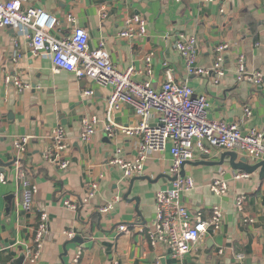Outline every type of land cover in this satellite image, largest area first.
I'll return each mask as SVG.
<instances>
[{"label":"crops","instance_id":"1","mask_svg":"<svg viewBox=\"0 0 264 264\" xmlns=\"http://www.w3.org/2000/svg\"><path fill=\"white\" fill-rule=\"evenodd\" d=\"M38 8L63 21L56 34H70L74 26L85 28L93 48L104 43L119 69L134 68V79L148 80L160 89L171 71L177 82H188L204 93L211 117L239 122L244 129L264 126V85L255 88L240 83L236 61L244 55L249 69L264 70V0H31ZM72 14L74 23L67 21ZM140 15L148 22L142 37L125 38L120 32L126 20ZM198 40L197 64L211 69L217 47L224 51V76L216 82L211 75H189L185 60L175 45L180 37ZM153 52L147 71L146 56ZM17 59V60H16ZM167 63V64H165ZM7 75L19 76L28 84L22 92L5 82ZM93 89L92 95L85 91ZM111 87L54 68L48 51L35 55L30 38L18 28L0 27V264H264V180L258 171L249 178L235 179L226 159L223 165H186V175L196 186L185 195V203L204 219L221 213L218 226L211 228L183 258L175 257L169 246L151 230L155 218V195L172 187L169 151L162 158L150 156L142 176L127 179L109 164L118 147L126 156L135 155V139L117 131H105L107 100ZM245 108L252 115L245 116ZM95 114L100 122L90 141L80 137L82 119ZM123 125H138L140 117L125 103L112 113ZM66 130L70 160L63 170L59 162L47 161L51 130ZM30 136L26 153L15 146L16 137ZM224 151L216 149L197 161L218 162ZM196 162V161H195ZM19 167L30 179L34 203L30 211L22 206ZM225 169L226 191L213 189V180ZM93 182L99 188L77 209L64 200H83ZM139 196L136 202L125 199ZM13 195L11 201L7 197ZM245 196L244 203L238 198ZM113 203L109 212L99 207ZM120 224H128L125 231ZM43 230L41 242L35 241ZM69 231L75 235L70 237ZM49 233V234H47ZM81 236V243L71 240ZM243 255L240 259L239 256Z\"/></svg>","mask_w":264,"mask_h":264},{"label":"built area","instance_id":"2","mask_svg":"<svg viewBox=\"0 0 264 264\" xmlns=\"http://www.w3.org/2000/svg\"><path fill=\"white\" fill-rule=\"evenodd\" d=\"M67 21L75 22L72 14ZM63 21L35 7L31 0H0V27L18 28L30 38V49L35 55L48 51L55 70H65L75 74L79 79H88L109 85L111 93L107 100L106 117L108 124L105 131L114 136L117 131L135 139V155L128 157L123 149L118 147L112 153L109 164L118 168L127 179L142 176L145 172L147 159L155 154L165 157L169 151L172 163L169 171L172 177V187L159 190L155 195V218L152 234L165 242L173 255L179 259L185 257L192 247L199 243L211 228L218 226L222 218L219 209L213 217L204 219L201 212H195L185 203V195L195 188L193 176H181L182 166L189 161H197L212 154L216 149L221 151H236L239 155L248 158L250 163L264 160V126H250L244 129L239 122L211 117L210 103L204 93L196 91L188 82H177L171 71H167V81L158 89L150 81L134 79V68L119 69L111 59L104 43L93 48L90 46V35L85 28L74 26L68 35L59 36ZM148 32L147 20L135 15L126 20V27L119 34L121 37H142ZM185 60L189 75H211L214 73L216 82L225 74L224 51L228 44L217 47V59L211 69L197 64L198 40L195 36L180 37L175 45ZM153 52L146 56L147 71L150 73V64ZM17 60V59H16ZM167 64V63H165ZM236 77L240 83H248L255 88L264 85V70L249 69L244 55H239L236 61ZM7 84L16 86L19 91L29 87L19 76L7 75ZM93 89L85 91L92 95ZM129 104L140 117L138 125H123L112 119L115 109L123 104ZM252 111L245 108V116L250 117ZM100 119L91 114L82 119L80 137L90 141L98 131ZM51 145L44 151L47 161H57L61 169L66 170L70 160L65 156L68 141L63 126H56L51 130ZM30 136L16 137L15 146L23 154L27 151ZM225 169L213 180V189L216 191L228 190L229 184L223 178ZM19 177L22 187V206L30 211L34 203V187L26 173L19 167ZM246 171L235 172L234 178H249ZM99 188L98 182L90 184L87 196L76 201L67 198L66 207L77 210L81 203H87ZM246 197L238 198L239 204L244 203ZM113 203L99 207L102 213L109 212ZM128 224H120L119 230L125 231ZM73 237L75 233L69 231ZM44 231L39 230L35 241L41 242ZM240 259L243 255L239 256Z\"/></svg>","mask_w":264,"mask_h":264},{"label":"water","instance_id":"3","mask_svg":"<svg viewBox=\"0 0 264 264\" xmlns=\"http://www.w3.org/2000/svg\"><path fill=\"white\" fill-rule=\"evenodd\" d=\"M206 157H209V156H206ZM226 159H228L229 165L234 170H243V171H246L250 174L258 171L259 178L261 180H264V160L259 161L257 163H250L247 157L239 155L236 151H224L221 155L220 161L215 162V163L209 162L206 160H201V161H196V162L195 161L194 162L189 161L182 166V170H181L180 175L182 177L185 176L186 165H211V164L223 165L225 163ZM0 171H5V165H2L0 167ZM146 178L147 177H134V178H132L131 183L133 184V182L136 180L146 179ZM171 179L175 180L176 177H171ZM131 191H132V187H130V189H128V191L126 192L125 199L130 200V202L135 201L136 202V209L138 210V213L141 215V212L139 211L140 197L135 196V197L129 198V196L131 195ZM12 198H13V195H9L7 197V201L10 202ZM47 234H49V233H47ZM71 241L76 242V243H81V236L77 235Z\"/></svg>","mask_w":264,"mask_h":264}]
</instances>
